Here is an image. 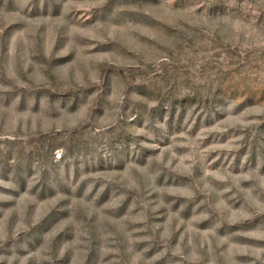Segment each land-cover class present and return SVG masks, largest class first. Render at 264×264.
Returning a JSON list of instances; mask_svg holds the SVG:
<instances>
[{"label": "rangeland", "instance_id": "374dc122", "mask_svg": "<svg viewBox=\"0 0 264 264\" xmlns=\"http://www.w3.org/2000/svg\"><path fill=\"white\" fill-rule=\"evenodd\" d=\"M0 264H264V0H0Z\"/></svg>", "mask_w": 264, "mask_h": 264}]
</instances>
